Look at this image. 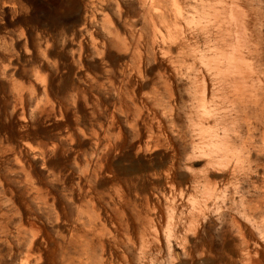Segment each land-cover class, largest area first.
I'll list each match as a JSON object with an SVG mask.
<instances>
[{
  "label": "rangeland",
  "instance_id": "rangeland-1",
  "mask_svg": "<svg viewBox=\"0 0 264 264\" xmlns=\"http://www.w3.org/2000/svg\"><path fill=\"white\" fill-rule=\"evenodd\" d=\"M136 9V0H0V228L16 221L0 232V264L26 261L19 215L50 240L45 264H264L263 148L243 154L256 162L206 165L213 134L190 120L185 76L172 77L174 107L145 83L134 102L119 75L130 53L107 32L123 15L129 30Z\"/></svg>",
  "mask_w": 264,
  "mask_h": 264
},
{
  "label": "bare ground",
  "instance_id": "bare-ground-1",
  "mask_svg": "<svg viewBox=\"0 0 264 264\" xmlns=\"http://www.w3.org/2000/svg\"><path fill=\"white\" fill-rule=\"evenodd\" d=\"M136 3L129 30L123 15L120 31L107 32L117 48L130 53V65L119 75L127 78L126 86L134 102H140L138 89L145 83L158 94L159 90L167 92L170 97L165 108L174 107L172 77L185 76L187 90L192 92L190 120L204 133L213 134L208 143L214 150L206 165L256 162L243 154L251 155L250 148L257 143L264 151V61L260 49L264 0H136ZM138 26L140 29L135 30ZM89 41L95 50L107 49L105 43H95L92 35ZM79 47L82 49V44ZM82 57V53L77 56L78 64L82 63ZM33 84L39 89L37 79ZM48 164L52 170L58 165ZM17 165L24 172L30 170L28 162ZM27 174L30 176V171ZM214 174L233 177L232 172ZM261 205L264 208V200ZM11 218L0 228L1 234L9 235L10 224L16 226L14 217ZM19 218L26 223L15 228L16 247L26 257L21 264H45L42 245L51 244L50 240L29 233L28 228L34 229V223L26 216ZM13 251L11 248L10 252ZM174 258L178 260L179 254L175 253ZM106 261L110 263L108 258ZM250 264L263 262L251 260Z\"/></svg>",
  "mask_w": 264,
  "mask_h": 264
}]
</instances>
